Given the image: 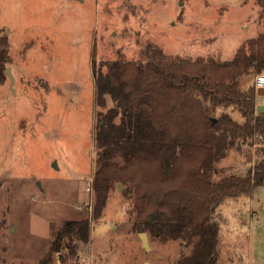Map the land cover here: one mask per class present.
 Wrapping results in <instances>:
<instances>
[{"label": "rangeland", "instance_id": "obj_1", "mask_svg": "<svg viewBox=\"0 0 264 264\" xmlns=\"http://www.w3.org/2000/svg\"><path fill=\"white\" fill-rule=\"evenodd\" d=\"M0 28L11 57L0 80V264H178L181 241L146 233L143 246L125 186L94 215L96 127L114 103L97 104L92 64L144 61L149 45L169 59L230 61L264 33L258 0H0ZM262 148L229 149L214 179L247 174ZM217 212L216 264H264V186ZM83 219L89 240L72 252L61 231Z\"/></svg>", "mask_w": 264, "mask_h": 264}, {"label": "trees", "instance_id": "obj_2", "mask_svg": "<svg viewBox=\"0 0 264 264\" xmlns=\"http://www.w3.org/2000/svg\"><path fill=\"white\" fill-rule=\"evenodd\" d=\"M258 3L264 9V0ZM9 48L0 28V80ZM92 68L97 104L105 106L108 96L114 103L96 127L94 215L125 186L140 232L163 243L181 241L189 252L178 264H216L220 204L248 199L264 186V112H257L256 80L242 85L243 77L264 73V33L230 61L169 59L149 45L144 61L94 60ZM246 144L262 146V159L247 174L215 180L227 151ZM90 225L88 219L66 222L67 248L87 243Z\"/></svg>", "mask_w": 264, "mask_h": 264}, {"label": "water", "instance_id": "obj_3", "mask_svg": "<svg viewBox=\"0 0 264 264\" xmlns=\"http://www.w3.org/2000/svg\"><path fill=\"white\" fill-rule=\"evenodd\" d=\"M8 71H9V69H7V72ZM257 95H258V97L264 96V90H263V88H258L257 89ZM257 112L258 113H263L264 112V104H258V106H257ZM122 189H123V186H120V190H122ZM140 238H141L142 242H144L143 243V246L146 249H150L147 234L146 233H141L140 234Z\"/></svg>", "mask_w": 264, "mask_h": 264}, {"label": "built area", "instance_id": "obj_4", "mask_svg": "<svg viewBox=\"0 0 264 264\" xmlns=\"http://www.w3.org/2000/svg\"><path fill=\"white\" fill-rule=\"evenodd\" d=\"M256 88L257 89L258 88H263V90H264V73L261 74V75H258L256 77ZM261 98H262V102L264 104V96H262ZM92 183H93V181L90 183V186L88 187V191L89 192H94L93 191V184Z\"/></svg>", "mask_w": 264, "mask_h": 264}]
</instances>
